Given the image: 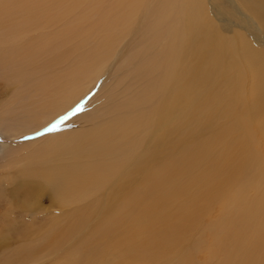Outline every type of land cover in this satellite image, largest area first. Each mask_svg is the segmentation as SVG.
Instances as JSON below:
<instances>
[{
	"label": "bare ground",
	"instance_id": "bare-ground-1",
	"mask_svg": "<svg viewBox=\"0 0 264 264\" xmlns=\"http://www.w3.org/2000/svg\"><path fill=\"white\" fill-rule=\"evenodd\" d=\"M242 1L249 3L240 6ZM228 3L0 0V26H9L18 9L61 25L40 42L58 60L75 56L70 73L57 84L46 82L61 101L79 96L106 56L142 28L139 15L156 17L147 21L151 61L132 74L144 76L141 86L128 88L104 120L43 143L33 160L27 158L34 165L22 167L15 207L41 211L54 204L56 213L63 210V217L46 223L43 245L91 229L51 263L191 264L195 257L203 264H264V38L250 21L255 11L264 12V0ZM222 23L228 30L235 26L229 36ZM92 36L96 45L87 48ZM2 40L0 60H10L12 44L9 37ZM62 43L70 46L59 53ZM42 194L51 206H41ZM65 219L71 224L60 225ZM195 229L200 234L192 238ZM36 248L25 245L0 264H18Z\"/></svg>",
	"mask_w": 264,
	"mask_h": 264
},
{
	"label": "rangeland",
	"instance_id": "rangeland-1",
	"mask_svg": "<svg viewBox=\"0 0 264 264\" xmlns=\"http://www.w3.org/2000/svg\"><path fill=\"white\" fill-rule=\"evenodd\" d=\"M217 1L223 7L229 4L228 2L231 0ZM246 3L249 2L242 1L239 2V5L243 6ZM255 13L257 15L250 21L259 25L261 32L256 29V24L252 31L260 33L262 38H264V25L262 24L264 12L255 11ZM144 16L143 18L139 15V18L144 21L142 28L139 31L138 28L132 33L131 30V34H128L123 41H120L121 43L115 47L111 55L106 56L104 66L99 64V72L94 76L95 80L88 82L87 88L82 89L81 94L70 101L56 99V95L54 96L51 90L53 86L51 85L48 88L46 82L55 81L56 83L54 84H57V79L66 75L64 72L70 73L72 66H74L75 56L59 58L58 60L56 59V52H47V48H42L43 45L41 44L47 43L45 41L47 33L57 32L56 29L60 30L61 25H49L50 23L45 22L44 16L40 14L31 15L27 10L18 9L12 13V22L9 23V26L5 24L0 26V43H2V39L5 40L6 37H9L13 47L11 48L13 52L11 59L4 60L1 58L0 60V236H2L0 241V261L12 257L17 250L25 245H33L37 248L32 256L29 259L20 261L18 264H53L51 261L57 262V258L60 259L67 255L68 251L78 247L91 233L90 228L81 227L72 231L75 233L72 239L66 236V239L62 238L54 246L43 245L40 235L47 229L48 224L46 223L49 222V218H52L53 215L63 217V210L56 213L57 207L51 204L47 194L40 195L38 201L41 202V206L48 207L52 205L51 208H42L46 210L39 211L36 206L15 207V202L21 198L18 191L22 192L18 184L23 177L21 175L22 170L34 165L28 160H31L29 158L34 159V152L37 153L38 151L36 150L38 148L40 150L46 147L45 145L49 141L55 140L63 133L66 134V132L78 130L79 127H81L79 130L83 129L91 121L94 123L99 122L103 116H108V112L112 111L117 102L122 99V96L124 97L130 90L134 92L136 90L135 87L141 86L142 81L145 80L144 76L138 74V77L132 78V74L135 76L140 66L142 67L143 62L147 58L150 60L151 55L148 56L146 52L149 48L147 46L150 42L149 37L152 28H149L147 21L153 22L156 18L150 13L144 14ZM40 19H42V24ZM38 28L41 29L39 30ZM161 28L164 29L163 26ZM226 28L228 27L222 23V33L226 34L225 36H229L235 26L232 30L231 28H229L230 30ZM36 29L39 32L35 33ZM42 30L44 33L46 32V35L42 33ZM236 32L237 34H242L243 30L236 27ZM1 34H5V36L3 35L2 37ZM144 36L147 38H144ZM37 37L41 38L36 39ZM97 40L98 37L95 36L88 38L86 47L93 48ZM72 42L71 40L69 43L71 44ZM36 43L39 45L37 46ZM69 43L65 44V46L62 43L63 46L61 45V48H58V52L62 53L70 46ZM27 46L28 49H26ZM262 47L261 49H264V45ZM137 49H140L139 52ZM28 50L29 52L25 53ZM45 53L48 55H43ZM46 56L51 57L48 60L49 62ZM76 71L78 70H74V72ZM43 96L48 97L45 99ZM108 107L113 108L107 111ZM63 129L64 131H62ZM29 155L31 157L28 158ZM24 164L25 166H23ZM95 218L96 216H93L91 222ZM68 223L71 224L70 219L60 221V225ZM23 225L26 226L23 228ZM26 227L27 229H25ZM195 230L196 232L192 238H196L197 234H200V230ZM40 247H42V250L39 253ZM191 264L203 263L193 257Z\"/></svg>",
	"mask_w": 264,
	"mask_h": 264
}]
</instances>
